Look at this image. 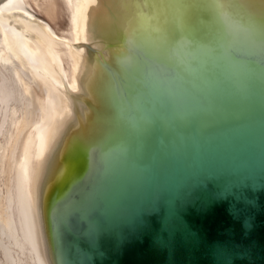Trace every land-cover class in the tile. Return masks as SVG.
Masks as SVG:
<instances>
[{
    "label": "water",
    "instance_id": "1",
    "mask_svg": "<svg viewBox=\"0 0 264 264\" xmlns=\"http://www.w3.org/2000/svg\"><path fill=\"white\" fill-rule=\"evenodd\" d=\"M0 264H264V0H0Z\"/></svg>",
    "mask_w": 264,
    "mask_h": 264
}]
</instances>
